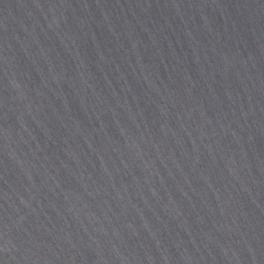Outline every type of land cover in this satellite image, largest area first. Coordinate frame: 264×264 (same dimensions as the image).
<instances>
[{
	"label": "water",
	"instance_id": "obj_1",
	"mask_svg": "<svg viewBox=\"0 0 264 264\" xmlns=\"http://www.w3.org/2000/svg\"><path fill=\"white\" fill-rule=\"evenodd\" d=\"M0 264H264V0H0Z\"/></svg>",
	"mask_w": 264,
	"mask_h": 264
}]
</instances>
